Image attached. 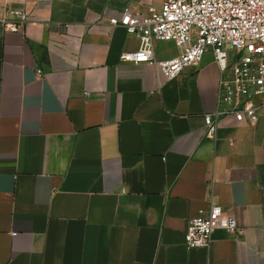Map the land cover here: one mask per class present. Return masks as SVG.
I'll return each instance as SVG.
<instances>
[{"label":"crops","instance_id":"obj_1","mask_svg":"<svg viewBox=\"0 0 264 264\" xmlns=\"http://www.w3.org/2000/svg\"><path fill=\"white\" fill-rule=\"evenodd\" d=\"M162 0H0V264H264V115H215L220 68L207 49L166 79L123 61L121 25ZM179 49L155 41L154 56ZM219 203L237 231L190 249V219Z\"/></svg>","mask_w":264,"mask_h":264},{"label":"built area","instance_id":"obj_2","mask_svg":"<svg viewBox=\"0 0 264 264\" xmlns=\"http://www.w3.org/2000/svg\"><path fill=\"white\" fill-rule=\"evenodd\" d=\"M29 21L22 9L0 14L4 31H23ZM110 26L121 25L139 37L136 50L122 54L123 61L147 63L170 80L188 65H197L207 49L220 68L215 115L204 116L209 136L216 131L218 118L236 123H255L264 115V0H162L146 13L125 8ZM173 41L177 56L157 60L155 41ZM215 229L237 231L235 217L214 201L190 219L185 243L190 249L209 247Z\"/></svg>","mask_w":264,"mask_h":264}]
</instances>
